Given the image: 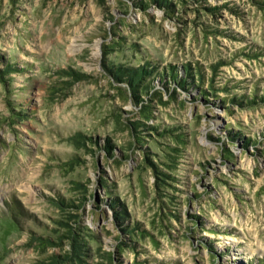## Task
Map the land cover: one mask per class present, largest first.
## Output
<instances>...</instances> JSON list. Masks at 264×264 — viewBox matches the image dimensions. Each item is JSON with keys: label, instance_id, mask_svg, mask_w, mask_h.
I'll list each match as a JSON object with an SVG mask.
<instances>
[{"label": "rangeland", "instance_id": "374dc122", "mask_svg": "<svg viewBox=\"0 0 264 264\" xmlns=\"http://www.w3.org/2000/svg\"><path fill=\"white\" fill-rule=\"evenodd\" d=\"M263 95L264 0H0V264H264Z\"/></svg>", "mask_w": 264, "mask_h": 264}, {"label": "trees", "instance_id": "16d2710c", "mask_svg": "<svg viewBox=\"0 0 264 264\" xmlns=\"http://www.w3.org/2000/svg\"><path fill=\"white\" fill-rule=\"evenodd\" d=\"M162 1H169V0H162ZM127 69V68H125ZM152 72L153 69H151V67H146L143 65H139L137 67H129L126 71L121 72L120 69H117L115 74L119 75V76H124L123 78H125V80L130 84V86L132 87V91L133 92H137L138 88L142 85L144 86H150L151 85V80H152ZM171 72H173V69L171 68ZM173 74V73H172ZM173 77L176 79L175 74H173ZM122 78V77H120ZM264 98V95L262 97V99ZM257 99V97L254 95V97L252 96L251 98L247 97L246 101H250V102H255ZM62 204H65V202H61ZM67 205H73L72 203H67ZM63 222H66L67 226L68 221H66V219H61ZM67 232L69 233V238L71 239V243L73 245L72 251H74V253L69 254L66 253L64 254L63 258L65 259V261L68 262H72V260H76L77 262L79 261V263H84L86 262V258L83 255H87L86 250H85V246L86 243L83 242L80 237L78 236H74V234H76V230L75 229H66ZM77 235V234H76ZM67 255V256H65ZM53 264H57L56 261L53 262Z\"/></svg>", "mask_w": 264, "mask_h": 264}]
</instances>
